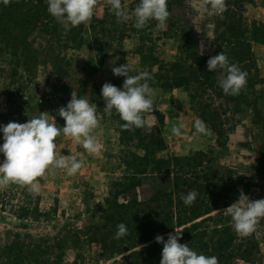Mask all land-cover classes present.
Returning a JSON list of instances; mask_svg holds the SVG:
<instances>
[{
	"label": "rangeland",
	"instance_id": "374dc122",
	"mask_svg": "<svg viewBox=\"0 0 264 264\" xmlns=\"http://www.w3.org/2000/svg\"><path fill=\"white\" fill-rule=\"evenodd\" d=\"M15 1L19 3L21 0ZM127 1L122 0L123 5ZM43 4H46L45 0ZM107 5L110 6L107 0H97L94 14L99 17ZM203 5L204 0H182L170 15L188 29L196 42L198 53L211 58L217 55L218 48L225 47L216 46V38L222 33L221 24L217 21L221 14L213 15L204 11ZM244 19L249 25L255 21L264 27V0H248L244 5ZM48 22H51L50 30L46 26L48 23L25 32H17L8 25L0 27L7 29L13 40L0 50L3 51L0 54V125L9 122L23 124L41 113H47L50 122L53 117L57 127H63L64 121L58 116V110L67 105L73 92L78 98L83 97L96 104L99 124L92 134L101 148L97 153H88L82 144L61 135L56 138V156H73L82 161V167L76 174L68 175L64 169L50 167L34 181L38 184L35 189L31 185L11 182L0 185V248L15 244L60 243L62 249H55V257L61 251L64 257L56 260L52 256L49 258L52 262L48 260L46 263L72 264L76 254L69 246L72 236L76 232H88L94 227L109 224L105 215H102L104 199L109 196V183L123 174L122 151L128 146L130 150L134 148L130 144L124 146L120 143L110 114L105 111L101 89L105 83L122 87L124 77L114 76L112 68L125 63L130 75L147 73L151 77L148 83L154 90L151 97L153 109L146 112L145 129L146 134L150 135L157 126V113L163 115L164 122L160 130L166 150L159 157L206 153L211 158L210 167L220 185L221 214L235 202L241 191L252 200L264 199V183L254 187L250 181L262 154V143L247 122L245 105L230 106L226 140L218 146L215 133L206 124V132L196 130V121L201 119L192 110L187 94L180 89L165 91L159 86L162 80L154 76L158 73V66H154L150 58L142 63L140 55L135 54L139 46L136 39L125 40L122 49L110 51L103 60L102 69L95 72L89 65L96 55L91 40L88 39L80 49L61 50L55 44L52 51L49 40L63 36L65 28L53 17ZM157 27L160 39L154 47L145 45L142 49L144 55H151L158 61L162 67L159 75L164 77L165 64L177 57V43L162 35L163 31H167V23L157 24ZM12 45L17 46L19 54L26 52L29 55V64L18 71L7 61ZM260 48L261 45L252 44L255 59L259 60L257 66L261 84L258 86V107L264 117V52ZM181 124V134H173L171 129ZM0 160H3L2 155ZM169 190L170 185L164 180L147 179L138 188L119 191L115 199L111 198L117 204L146 202ZM35 207L41 213L39 218L35 219L33 215L31 218L18 219L17 215L21 212L32 211ZM227 218L231 223V218ZM236 236L239 241L255 243L256 248L249 262L234 260L230 264H264V219L248 237ZM80 254L77 264H119V257L106 254L98 245H84Z\"/></svg>",
	"mask_w": 264,
	"mask_h": 264
},
{
	"label": "trees",
	"instance_id": "16d2710c",
	"mask_svg": "<svg viewBox=\"0 0 264 264\" xmlns=\"http://www.w3.org/2000/svg\"><path fill=\"white\" fill-rule=\"evenodd\" d=\"M181 1L167 0V31H163L162 35L177 43V57L165 64L164 77L159 75L162 67L158 61L151 55H144L142 49L145 45L154 47L160 39L158 23L150 21L143 29L134 27L132 11L138 0H128L125 5L122 2V8L129 19L118 20L107 5L103 7L99 17L97 14L93 15L90 23H82L70 30L64 29L63 36L50 39L51 50H54L55 44L61 50L80 49L89 39L96 50L89 65L96 72L102 69L103 60L110 51L122 49L125 40L136 39L139 46L135 54L140 55L142 63L150 58L155 63L154 66H158V73L154 76L162 80L159 86L165 91L180 89L187 94L192 110L215 133L218 146L223 145L226 140V121L230 106L245 105L247 122L262 143L259 163L250 178L252 186L257 187L264 183V117L258 107V86L261 79L252 44L264 46V27L255 21L250 25L246 23L244 5L248 0H226V11L217 18L222 33L216 38V46L225 47L218 48L217 54L222 51L231 63L237 64L246 72L247 83L239 95H225L218 86L221 71H207L206 63L210 58L198 53L196 42L188 29L170 15ZM0 10V27L12 26L17 32L34 30L46 23L49 29L51 22L48 21L52 19L43 0H21L19 3L15 0H0ZM0 31L2 50L4 45L13 40L7 29ZM10 48L12 52L8 54L7 60L10 66L18 71L29 64L26 52L19 54L16 45ZM146 114H142L143 126L134 129L123 128L124 122L114 110L110 114L120 143L124 146L130 144L134 149L130 150L128 146L122 151L123 174L109 183V196L104 199L105 209L102 212L109 224L94 227L88 232H76L72 236L69 246L76 251L72 264H77L84 245H98L106 254L119 257V264H160L163 245L157 244L155 237L162 236L166 241L168 234H175V231L181 233L179 243L189 244L198 254L216 256L219 264H230L234 260L249 262L254 255L255 243L249 240L239 241L227 216L219 212L222 208L220 185L210 167L211 158L204 152L182 157H159L166 150L160 130L164 118L157 113V126L147 135ZM147 179L164 180L170 185V190L168 193H159L146 202L117 204L112 201L111 196L115 199L114 196L119 191L138 188ZM193 190L198 195L194 202L186 205L181 197ZM33 215L36 216L35 219L41 216L36 207L32 211L21 212L17 217L22 220ZM121 223L126 225L127 234L116 239L117 226ZM56 248L62 249L60 243L1 247L0 264H47L52 256L56 260L64 257L62 251L55 257Z\"/></svg>",
	"mask_w": 264,
	"mask_h": 264
},
{
	"label": "clouds",
	"instance_id": "9594fccd",
	"mask_svg": "<svg viewBox=\"0 0 264 264\" xmlns=\"http://www.w3.org/2000/svg\"><path fill=\"white\" fill-rule=\"evenodd\" d=\"M118 20H127L129 16L122 8V0H107ZM47 12L57 23L66 30L79 25L88 24L94 15L97 0H45ZM203 10L210 14H222L226 11V0H204ZM169 16L167 0H138L132 11L134 27L143 29L150 21L159 25L165 24ZM112 63V62H111ZM114 64V63H113ZM208 72L220 70L222 73L218 86L225 95L236 96L246 87L247 73L221 51L206 63ZM114 76L124 77L122 87L105 83L101 89L105 111L109 114L116 112L124 122L125 129L140 128L143 126V113L153 109V89L147 73L130 75V69L125 63L113 67ZM58 116L64 121L63 127H57L54 118L49 120L47 113L28 119L26 123L9 122L0 125L3 143L0 144V185L18 183L31 185L34 189L38 184L37 178L43 176L50 167L64 169L68 175L76 174L82 167V161L73 156L57 158L56 138L63 135L73 138L82 144L88 153H97L101 145L92 134L99 124L96 104L86 98L77 97L72 92L71 99L66 106L58 110ZM196 130L206 132L204 123L196 121ZM183 125L173 127L172 133L180 135ZM198 193L193 190L182 200L186 205L195 201ZM223 215L231 218V226L240 238L252 234L259 222L264 219V199H250L241 191L235 202L223 211ZM115 238L120 239L127 234V227L121 223L117 226ZM181 233L168 234L167 240L156 236L155 242L162 244L160 264H219L216 256L198 254L189 247V244L179 243Z\"/></svg>",
	"mask_w": 264,
	"mask_h": 264
},
{
	"label": "crops",
	"instance_id": "0c3cea01",
	"mask_svg": "<svg viewBox=\"0 0 264 264\" xmlns=\"http://www.w3.org/2000/svg\"><path fill=\"white\" fill-rule=\"evenodd\" d=\"M260 50H261L262 52H264V46L261 45ZM256 62H257V64H258V63H259V60H256ZM258 68H259V67H258Z\"/></svg>",
	"mask_w": 264,
	"mask_h": 264
}]
</instances>
